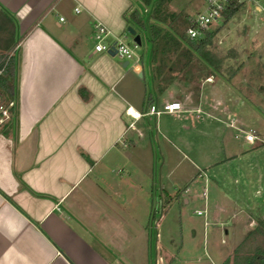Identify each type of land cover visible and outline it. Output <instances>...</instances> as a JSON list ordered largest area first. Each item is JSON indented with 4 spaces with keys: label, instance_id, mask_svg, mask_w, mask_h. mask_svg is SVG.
Returning <instances> with one entry per match:
<instances>
[{
    "label": "crops",
    "instance_id": "0c3cea01",
    "mask_svg": "<svg viewBox=\"0 0 264 264\" xmlns=\"http://www.w3.org/2000/svg\"><path fill=\"white\" fill-rule=\"evenodd\" d=\"M135 6L144 16L140 0H0L16 39L13 117L0 130V264H152L133 207L148 190L134 172L148 177L153 165L145 133L151 117L163 137L194 133L193 109L206 97L185 88L194 97L181 99L182 67L198 62L183 39H172L182 49L173 70L157 67L149 44L133 49L137 61L93 50V24L106 28L105 43L125 41ZM172 99L187 112L162 122L145 114ZM127 107L142 115L131 118ZM160 153V172H175L179 161L169 167Z\"/></svg>",
    "mask_w": 264,
    "mask_h": 264
},
{
    "label": "rangeland",
    "instance_id": "374dc122",
    "mask_svg": "<svg viewBox=\"0 0 264 264\" xmlns=\"http://www.w3.org/2000/svg\"><path fill=\"white\" fill-rule=\"evenodd\" d=\"M203 5V0H172L163 7L159 19L166 24L167 16L175 11L191 17ZM211 27L215 31L207 50L218 76L206 77L208 70L197 61L194 67H182L189 85H181V99L189 102L196 90L206 97L203 110L193 109L198 129L194 133L182 131L179 138L172 134L163 137L151 117L144 140L153 165L148 177L134 172L133 181L143 177L148 188L139 191L133 207L149 232L147 256L152 264H220L230 260L234 247L250 230L261 228L264 218V122L247 105L264 115L263 20L256 12L239 11L230 24L217 21ZM155 30L157 67L178 68L174 55L181 52L180 44L171 40L164 46L161 39L170 36L162 26ZM176 32L179 35L180 28ZM129 36L125 42L130 45ZM142 49L141 43L134 51L142 53ZM228 51H232V58L226 57ZM236 68L231 85H227L225 70ZM185 88L194 91L189 94ZM165 119V113L158 115V122ZM248 128L257 130L262 142H245L239 129ZM163 149L170 159L169 167L179 161L175 172L166 176L158 167Z\"/></svg>",
    "mask_w": 264,
    "mask_h": 264
},
{
    "label": "trees",
    "instance_id": "16d2710c",
    "mask_svg": "<svg viewBox=\"0 0 264 264\" xmlns=\"http://www.w3.org/2000/svg\"><path fill=\"white\" fill-rule=\"evenodd\" d=\"M170 1L171 0H140L144 6L148 7L144 16L136 6L131 8L125 15L127 22L139 33L140 40L142 41V48H144L146 44H149L151 55L154 54V44H156L155 38L157 37L155 27L163 23L162 20L159 19V15L163 7ZM237 13L238 10L236 5H231L230 8L224 10L222 12L224 23L232 19ZM189 20L190 16L182 12H172L169 14L167 16V23L165 24L167 35L170 36L168 38L176 41L177 39L184 38L185 46L183 53L186 55H193L195 53L199 57L198 62L202 63L211 75L214 74L218 76V73L211 68V65L214 64L213 62L215 61L210 59L207 50V45H209L210 38L215 30L204 31L202 37L197 40L187 38L184 34V29L188 25ZM179 28L180 32L179 35H177L176 30ZM15 45V23L4 10L0 9V94L4 96V100L1 101L4 104L14 100ZM226 57L232 58V51H228ZM236 70L237 68L228 72L225 70V83L227 85H231L230 79L233 77ZM8 110L11 117L7 120V125L10 126L13 117V106L8 107ZM6 123L7 122H4L1 125L0 130ZM260 227L261 228L255 227L250 230L243 240L234 247L230 260L226 258L220 264H264V218L262 220V226Z\"/></svg>",
    "mask_w": 264,
    "mask_h": 264
},
{
    "label": "built area",
    "instance_id": "2783aa9c",
    "mask_svg": "<svg viewBox=\"0 0 264 264\" xmlns=\"http://www.w3.org/2000/svg\"><path fill=\"white\" fill-rule=\"evenodd\" d=\"M203 2V7L190 17L189 23L184 29V34L187 38L197 40L202 37L204 31H210L212 29V23L217 21L224 23L222 12L230 8L231 5H236L238 12H256L262 17L264 24V0H203ZM74 10L77 11L76 8ZM61 19L62 18L59 17V20ZM225 24H230V20L226 21ZM106 33V28L102 24L98 22L93 24V50L95 52H114L113 54H115L119 59L123 60L133 59L137 61L139 59V56H137L133 51L137 45L132 40L130 45L123 40H114L112 42L105 43L104 37ZM10 106H13L12 101H9L7 104H4L0 101V127L9 118L10 112L8 107ZM181 109L180 102L176 99H172L162 102L158 105L150 103L147 106L145 114L156 117L161 113H177L180 112ZM125 113L133 119H137L142 115L139 111L132 110L130 107L125 109ZM239 131L242 133V139L245 142H262L258 136L259 134L257 130L255 129H239ZM200 213V211H196V214Z\"/></svg>",
    "mask_w": 264,
    "mask_h": 264
},
{
    "label": "water",
    "instance_id": "95a60500",
    "mask_svg": "<svg viewBox=\"0 0 264 264\" xmlns=\"http://www.w3.org/2000/svg\"><path fill=\"white\" fill-rule=\"evenodd\" d=\"M126 31L132 36L131 40L137 45H140V37L131 26H126ZM114 53V52H113ZM139 75V74H138Z\"/></svg>",
    "mask_w": 264,
    "mask_h": 264
}]
</instances>
